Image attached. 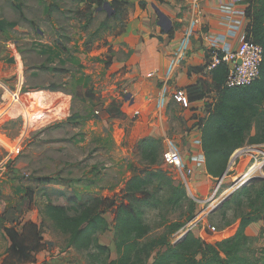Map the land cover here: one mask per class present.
Masks as SVG:
<instances>
[{
  "label": "rangeland",
  "instance_id": "1",
  "mask_svg": "<svg viewBox=\"0 0 264 264\" xmlns=\"http://www.w3.org/2000/svg\"><path fill=\"white\" fill-rule=\"evenodd\" d=\"M108 4L111 16L103 6L90 5L87 0H0V136L16 146L12 155L0 147V264L10 246L4 228L21 233L29 221L41 227L45 244L35 264L115 260L113 212L104 214L108 230L98 235L99 244L109 250L105 254L69 247L68 236L45 214V207L71 208L70 199L81 203L91 197L120 202L125 183L146 170L163 171L195 202L194 219L169 243L191 231L213 244L231 237L238 222L221 230L233 221L235 212L223 217L220 211L211 213V206L235 191L240 176L249 172L251 178L264 179V145H246L236 151L219 184L207 174L184 176L185 159L180 169L163 162L168 147L175 148L181 158L194 149L191 140L197 134L198 119L174 98L156 124L134 117L146 109H135L125 69L117 66L123 56L115 50V43L135 5H124L122 0ZM113 8L119 9V17L112 18ZM19 75L20 90L15 93ZM206 91L207 102L215 93ZM144 114L148 121L156 120H152L153 112ZM160 126L167 141L156 138L162 140V154L158 166H149L135 153V146L142 137L160 136ZM44 178L52 183H40ZM186 211L163 205L147 209L148 237L160 235L165 224L184 221ZM246 233L254 239L251 249L264 246V221ZM163 250H154L147 264Z\"/></svg>",
  "mask_w": 264,
  "mask_h": 264
},
{
  "label": "trees",
  "instance_id": "2",
  "mask_svg": "<svg viewBox=\"0 0 264 264\" xmlns=\"http://www.w3.org/2000/svg\"><path fill=\"white\" fill-rule=\"evenodd\" d=\"M87 1L97 7L105 3L104 0ZM123 4L130 3L123 1ZM241 4L249 20L245 40L259 45L263 52L258 79L249 86L226 88L228 69L221 64L207 80H199L185 88L187 104L203 100L208 93L206 90L216 96L212 104H206L203 117L194 116L198 119L195 127L200 132L203 168L213 179L225 174L237 150L246 145H264V0H241ZM139 7L144 8L145 2H139ZM112 11V18L121 14L119 9ZM118 33L122 34L123 30ZM135 153L149 166H158L162 140L142 137L136 143ZM39 182L49 184L52 180L44 178ZM121 194L120 202L91 197L81 203L70 199L71 208L48 204L45 214L63 235L68 236L69 247L106 254L109 250L99 244L98 235L108 230L104 214L113 212V244L117 258L101 264H147L152 252L162 248L164 250L158 251L150 264H264V246L259 250L251 249L254 239L246 233L251 224L264 221V179L257 185L255 182L237 189L217 210L223 217L231 210L235 212L233 221L226 222L221 230L236 221L238 224L231 237L213 244L205 243L191 231L179 241L169 243L172 236L194 219L195 202L181 184H174L163 171L146 170L144 174L133 175ZM161 205L173 210L186 208L187 216L184 221L163 225L164 231L160 235L149 238L151 229L146 223L145 212ZM4 234L10 246L3 264H35L37 254L45 250L41 227L33 222L24 223L21 233L9 227L4 228Z\"/></svg>",
  "mask_w": 264,
  "mask_h": 264
},
{
  "label": "crops",
  "instance_id": "3",
  "mask_svg": "<svg viewBox=\"0 0 264 264\" xmlns=\"http://www.w3.org/2000/svg\"><path fill=\"white\" fill-rule=\"evenodd\" d=\"M122 1L134 4L135 7L115 43V50L121 51L123 56L117 66L125 69L124 79L133 99H136L135 109L142 110L145 107L146 112L154 113L152 120H156L153 122L147 120L144 114L146 112L133 114L134 117L140 116L144 123L160 122L161 114L174 98L173 94L179 91L185 94L187 86L209 78V74L203 73L208 60L206 38L225 37L233 48L245 40L249 20L244 15V6L237 0ZM142 1L145 2L144 8L139 7V2ZM223 6H233L231 13L223 11ZM155 8L169 19L171 29L168 32L160 26ZM170 31L172 36H169ZM205 98L194 104H187L186 100V104L181 105L185 108L184 111L201 118L205 115L206 104H212L216 96L207 102ZM160 129V136L146 137H162L166 143L164 128L160 126ZM196 129L197 134L191 140L194 149L187 152L181 160L188 162L185 171L189 170L191 175H206L203 164L197 166L193 160L202 155L200 146L195 143L200 138L199 129Z\"/></svg>",
  "mask_w": 264,
  "mask_h": 264
},
{
  "label": "built area",
  "instance_id": "4",
  "mask_svg": "<svg viewBox=\"0 0 264 264\" xmlns=\"http://www.w3.org/2000/svg\"><path fill=\"white\" fill-rule=\"evenodd\" d=\"M237 2H241V0H237ZM232 8L233 6H223L222 9L227 13H231ZM205 43L206 47L208 48V60L203 69L204 74H210L218 65H226L228 73L224 86L230 89L249 86L258 79L260 65L263 58V52L259 45L252 43L251 41L242 40L236 47L233 48L226 42L225 37L218 39L206 38ZM19 84L20 75L18 76L17 91L15 93L19 92L20 90ZM174 99L182 105L186 104L185 94H183L181 91L177 92L174 95ZM195 143L197 146H200V138L196 140ZM0 147L6 150L9 155H12L16 151V146H11L1 136ZM162 160L166 165L176 169H180L182 166L181 156L173 147H168L167 149H165L162 154ZM193 160L196 162L197 166H201L204 161L203 155H201L200 157H194ZM254 168L255 167H252L251 170ZM186 173L190 174V171L187 170L183 172V175L185 176ZM250 178L251 177L249 176V172L245 175L240 176V178L237 179L234 184H237L235 189L240 183L245 182ZM218 204L212 205L211 210H213ZM183 229H185V227ZM183 229H181L180 231H183ZM211 231L212 233L215 232L213 228L211 229ZM179 232L177 234H179ZM187 232L188 231L182 233L181 236L177 238L178 240H176V242L184 237Z\"/></svg>",
  "mask_w": 264,
  "mask_h": 264
},
{
  "label": "water",
  "instance_id": "5",
  "mask_svg": "<svg viewBox=\"0 0 264 264\" xmlns=\"http://www.w3.org/2000/svg\"><path fill=\"white\" fill-rule=\"evenodd\" d=\"M103 8L106 9L108 11V15L111 16L112 12H110V9H109L110 7H109V4L107 2L104 3ZM155 11H156V13H157V15H158V17L160 19V26L166 32H168L171 29V24H170L169 19L163 13H161L157 8H155ZM223 177H224V175L222 177H220L219 179H217L218 184L222 181ZM256 181L258 182L259 180L257 178H250L249 180L240 183L238 185V187L235 189V191L237 189H239V188H243V187L249 186L251 183H255ZM234 192L230 193L226 198H224L213 210H211V213L216 212L217 210H219L220 207L223 205V203H225L226 201L230 200V198H231V196H232V194Z\"/></svg>",
  "mask_w": 264,
  "mask_h": 264
},
{
  "label": "bare ground",
  "instance_id": "6",
  "mask_svg": "<svg viewBox=\"0 0 264 264\" xmlns=\"http://www.w3.org/2000/svg\"><path fill=\"white\" fill-rule=\"evenodd\" d=\"M237 185V184H236Z\"/></svg>",
  "mask_w": 264,
  "mask_h": 264
}]
</instances>
